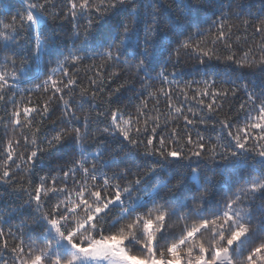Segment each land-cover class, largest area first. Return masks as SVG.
<instances>
[{"label": "snow or ice", "instance_id": "6c2138e0", "mask_svg": "<svg viewBox=\"0 0 264 264\" xmlns=\"http://www.w3.org/2000/svg\"><path fill=\"white\" fill-rule=\"evenodd\" d=\"M209 3L210 0H172L168 6L170 12L165 15L160 0H66L63 8L52 13L49 12V0H27L24 11H18L12 22L5 24L3 31H0V52L12 53L3 57L0 101H4L6 91H10L17 81L15 57L21 56L23 66L27 58L38 60L49 45L50 38L38 26L47 24L50 18H83L86 21L83 32L77 31L75 37L80 41L79 45H74L73 51L64 56L63 61H57V68L63 77L69 76L62 66L69 59L80 62L99 56L116 65L134 64L137 79L139 73L143 72L146 80L159 78L162 83L178 86L177 81L168 80V75L175 76V73L169 74L162 69L153 76L156 71L154 64L158 63V50L167 51L165 64L172 62L174 52L177 53L178 63L179 49H189L190 45L182 41L175 50L170 45H163L158 39L160 24L166 19L168 32L180 35V21L191 25L194 13ZM227 6L231 7V4ZM51 7L56 5L52 4ZM225 18L226 14L221 11L220 19ZM99 22L103 24V32L97 35L93 44L94 30L102 27ZM243 23L245 26L250 24L247 20ZM34 26L37 30L33 36V50L26 37L24 43L18 41L17 37L22 32L31 31ZM255 33L264 34V20L256 26ZM228 39L224 25L220 23L218 35L212 43L215 45L216 41ZM231 48L230 43L225 44V51L231 53ZM197 51L202 64L205 63L204 58L220 59L213 49L198 47ZM259 51L261 54L258 57L253 48L245 51L242 59H237L234 53L224 57L237 65L235 71L239 75L235 79L230 73H224L225 82L233 85L231 91L234 95L238 83L246 81L249 76L255 77L262 88L256 94L254 90L249 91L248 83H243L242 90L249 102V112H256L257 115L253 117L246 113V123L242 127L237 126L235 132L231 130L233 125L230 120L221 121L222 130L227 131L218 139L226 143L212 144L210 148L206 147L199 134L197 141L194 142L188 134L181 143L178 127L172 128L165 136L164 130L168 125L161 126L157 120H152L149 125L145 118L142 127L135 126L147 115L146 102L145 111L138 112L136 117L122 113L118 108H109L107 113L97 112L93 121L89 116L81 120L69 102L64 101L70 127L60 129L46 140V150L33 140L35 147L30 154H26V165L30 170L34 169L39 155L45 151L51 154L66 144L71 153L79 149L80 158L73 155L71 166L61 165L60 176H52L54 170H50L40 176L38 183L33 185L29 182L31 190L21 187L22 182L12 179L10 165L0 171V182L8 185L13 192L27 195L26 201L12 209L13 214L20 209L23 215L25 209L35 206L29 218L21 220L15 230L11 225L7 230L0 226V264H264V48ZM8 66L13 69L11 75L7 71ZM51 71L53 74L48 75L42 85L47 91L50 84L53 95L60 93L59 99L64 100L63 93L75 85L76 80L70 77L65 83L63 78H54L57 69ZM208 73L221 75L214 66L207 67L205 74ZM139 82L143 84L144 80ZM91 83L95 85L97 81ZM100 83L103 81L100 80ZM212 84L214 86V80ZM39 87L41 85H37ZM119 91V88L114 90ZM160 91L171 107L172 92ZM183 94L187 99V94ZM219 94L211 91L201 94L212 98V102L206 105L209 111L213 110ZM223 94L226 96L227 91ZM149 96L157 98L153 93H149ZM119 99V96L113 98V93H109L110 103H119ZM9 102L15 105V96ZM199 103L204 105V100L201 98ZM240 107L243 110L245 105L241 104ZM38 111L37 108H24L26 120L21 121L22 113L16 108L10 115L6 114V118L14 129L25 122L31 126L34 119L32 113ZM47 111L48 105L45 104L44 112ZM175 111L183 115L181 108ZM191 111L189 108L188 112ZM125 115L127 119H124ZM184 120L186 124L192 123L187 116H184ZM78 123L80 126H77ZM93 123L104 139L96 144V151L88 153L83 142L91 135ZM101 124L103 127H100ZM19 143V140H9L4 152L6 159L13 164L14 146L18 147ZM193 144L197 150H188L187 146ZM142 145L144 151L136 158L145 161V170L140 172L137 165L135 179L126 180L131 169L114 171L111 175L102 171V168L109 166L105 160L106 154L114 159L126 151L139 153ZM209 151L210 159L216 161L218 157L219 160L211 168L205 163L206 170H239L244 183L249 185L233 192L235 199L229 198L223 205L217 202L214 207H209L213 203V177L205 173L203 183L195 187L189 182L190 178L202 174L198 167L192 168V157L198 158L199 165ZM186 160L189 163H185ZM257 200L260 202L257 203ZM196 201L199 203H193ZM245 202L249 205L248 209L240 207ZM192 216L198 217V222L189 223ZM174 217L178 221L179 231L171 223ZM4 252L10 253V261L3 255Z\"/></svg>", "mask_w": 264, "mask_h": 264}, {"label": "trees", "instance_id": "16d2710c", "mask_svg": "<svg viewBox=\"0 0 264 264\" xmlns=\"http://www.w3.org/2000/svg\"><path fill=\"white\" fill-rule=\"evenodd\" d=\"M64 3H66V0H49V12L59 11L63 8ZM160 3L163 6L164 14L167 15L170 12L168 6L171 5L172 0H160ZM229 3L231 7L227 6ZM26 4L27 0H0V31H3L5 24L12 22V18L17 15L18 11H24ZM52 4H55L56 7H51ZM221 4L224 5L223 8H221ZM221 11L226 14V18L223 20L220 19ZM193 19L194 22L191 25L182 20L180 21L178 29L182 33L180 35H173L168 32L166 19L160 24L158 39L163 45H170L174 50L182 41H187L190 45L189 49H179L178 63L177 53L174 52L172 62L165 64L164 61L167 59L168 53L164 49L158 50V63L154 64L156 71L153 72V76L155 77L162 69L169 74L175 73V76L168 75V80L177 81L178 86L162 83L159 78L146 80L143 72L139 73V78L137 79V69L134 64L116 65L101 59L99 56L87 58L80 62L69 59L62 65L67 69L69 76L63 77L57 68V61H63L64 56H68L73 51L74 45H79L80 41L76 40L75 37L77 31L83 32L86 27V21L83 18H78L77 20H72L70 17L50 18L47 24L38 26L39 30L50 38L49 45L38 60L27 58L23 66H21V56L15 57L17 81L10 91H6L4 101H0V171L4 170L6 165H10V171L13 173L12 179L22 182L21 187L29 188V182L33 185L38 183L40 176L49 173L50 170H54L51 172L52 176H60V166H71L70 160L73 155L77 159L80 158L78 155L79 149L76 153H71L68 151V145L66 144L51 154L45 151L42 155H39L35 160L36 166L34 169L30 170L26 165V154H30L35 147L32 143L33 140H36L39 146L46 150V140L51 139L60 129L67 130L70 127L65 115L64 101L69 102L71 108L75 111V115L80 117L81 120L85 116H89L93 121L97 112L107 113L109 108H118L122 113H130L132 117H136L138 112L145 111L144 103L146 102L147 115L141 118L139 125L135 126L142 127L145 118L148 119L149 125H151L152 120H157L161 126L168 125L164 130L165 136L172 128L178 127L180 129L179 139L181 143H184V139L188 134L191 135L194 142L197 141V134L202 136L208 148L212 144L226 143V141L218 139L219 136L226 135L227 131L222 130L221 121L230 120L233 125L231 130L235 132L237 126L242 127L246 123V113L253 117L257 115L256 112H249V102L245 92L242 90L243 83H248L249 91L254 90L256 94L260 93L262 85L255 77L249 76L246 81L238 83L234 95L231 91L233 85L225 82L224 73H230L232 78L235 79L236 75H239L235 71L237 65L226 61L224 57L234 53L237 59H242L243 53L249 48L255 50L254 54L257 57L261 54L259 49L264 48V34L257 35L255 28L261 20H264V0H210L206 7L194 13ZM245 20L250 22L248 26L244 25L243 21ZM99 23H101L102 27L94 30L91 40L93 44L97 35L103 32V24L102 22ZM220 23L224 25L225 35L229 39L227 41H216L214 45L212 41L216 40ZM36 30L37 27L34 26L31 31L22 32L17 37V40L24 43V38L26 37L29 47L34 50L33 36ZM226 43L232 45L231 53L225 51ZM198 47L205 50L213 49L216 55L220 56V59L217 60L213 57L208 60L204 58L205 63L202 64L201 56L197 51ZM91 51L92 49L90 48L89 52L91 53ZM5 55L11 56L12 53L0 52V70L4 68L3 57ZM208 66H214L221 75L213 76L211 73L206 75ZM52 69H57L54 77L57 80L63 78L65 83L70 77L76 80V84L63 93L64 100L59 99L60 93L53 95L50 84L47 91L42 85L47 76L53 74ZM7 71L11 75L13 71L11 66H8ZM100 80L103 81L102 84ZM140 80H144V83H140ZM205 80L208 83H204ZM213 80L215 81L214 86L212 84ZM91 81H97V84L94 85ZM9 83L11 84L12 81L10 80ZM37 85H41V87L37 88ZM117 88L120 89L118 93L114 92ZM161 89L172 92L171 107L160 91ZM142 90L143 94H141ZM210 91L220 93L215 99L212 111H209L206 107L208 103L212 102L211 96H201L202 93ZM225 91H227L226 96L223 94ZM109 93H113V98L119 96V103H110ZM149 93L155 94L157 98H151ZM183 93L187 94V99H185ZM13 96H15L16 100L15 105L9 102ZM193 96L196 99H192ZM201 98L204 100V105L199 103ZM45 104L48 105L46 113L44 112ZM241 104L245 105L243 110L240 107ZM26 107L37 108L39 111L32 113L34 119L31 126L25 122L22 126L14 129L11 122L6 118V114L10 115L13 110L18 108L22 113L21 121H25L23 109ZM176 108H181L183 115L177 113L175 111ZM189 108L192 110L191 113L188 112ZM184 116H187L192 123L186 124ZM108 118L110 119V116ZM127 118L128 116L125 115L124 119ZM77 126H80V124L78 123ZM96 127L97 125L93 123L91 135L83 142V146L88 153L96 151V144L104 139L96 131ZM100 127H103V125L101 124ZM37 129H39L38 132ZM25 137H27V142H25ZM9 140L20 141L18 147L14 146V164L4 156ZM251 146L250 143L249 147ZM187 149L191 151L197 150L195 144L188 145ZM143 151L142 145L139 153H136L135 150L133 152L126 151L125 154L114 159L106 154L105 160L109 166L102 168V171L111 175L114 171L131 169L126 177L127 181H131L136 178L134 174L138 171L137 165L140 166V172L145 170L143 167L145 161L136 158ZM16 153H19V155H16ZM210 156V151L205 153L202 157L204 162L199 165H197L198 158L192 157V168L198 167L202 174L197 178H190L189 182L195 187L203 183L205 173L213 177L214 187L211 188L213 203L209 207H214L217 202L223 205L225 200L229 198L235 199L232 193L238 192L242 188H247L249 185L244 183V178L239 170L230 169L223 172L219 168L215 172L206 170L205 163L211 168L219 160L217 157L216 161H213ZM88 158L91 160V155ZM151 162L148 161V163ZM185 163H189V161L186 160ZM77 178L79 179V177ZM124 182L121 181V183ZM154 187L155 185H153V189ZM230 187L231 191L229 190ZM29 190L31 189L29 188ZM26 200V194L13 192L8 185L0 182V226L7 230L11 225L13 230H15L16 227L20 226L21 220L28 219L29 213L35 207L34 205L32 208L25 209L23 215L20 214V209H16L15 214L12 212V209ZM259 202L257 200V203ZM53 203H55V200H53ZM193 203H199V201ZM240 207L248 209L249 205L245 202ZM181 211L184 210L182 209ZM198 219V217L192 216L189 223L198 222ZM5 220L8 223H3ZM171 223L174 229L179 231L178 221L175 217ZM9 244L11 246V240ZM3 255L9 261L11 260L9 252H4Z\"/></svg>", "mask_w": 264, "mask_h": 264}]
</instances>
